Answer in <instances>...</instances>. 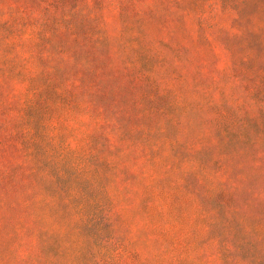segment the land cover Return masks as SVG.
<instances>
[{
  "label": "rangeland",
  "instance_id": "1",
  "mask_svg": "<svg viewBox=\"0 0 264 264\" xmlns=\"http://www.w3.org/2000/svg\"><path fill=\"white\" fill-rule=\"evenodd\" d=\"M0 264H264V0H0Z\"/></svg>",
  "mask_w": 264,
  "mask_h": 264
},
{
  "label": "trees",
  "instance_id": "2",
  "mask_svg": "<svg viewBox=\"0 0 264 264\" xmlns=\"http://www.w3.org/2000/svg\"><path fill=\"white\" fill-rule=\"evenodd\" d=\"M18 19H22V17H19V16L16 17V18L14 19V22H16ZM16 25L20 27L21 24L18 22ZM8 35H12V36L16 35L15 30H14V29H8V31H7V36H8Z\"/></svg>",
  "mask_w": 264,
  "mask_h": 264
}]
</instances>
